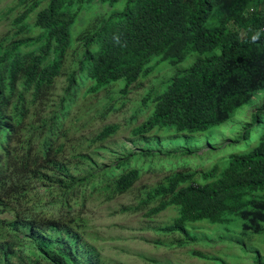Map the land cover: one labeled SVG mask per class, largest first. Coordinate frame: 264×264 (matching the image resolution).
<instances>
[{"label":"trees","instance_id":"1","mask_svg":"<svg viewBox=\"0 0 264 264\" xmlns=\"http://www.w3.org/2000/svg\"><path fill=\"white\" fill-rule=\"evenodd\" d=\"M118 1L48 0L34 17L37 36L26 23L38 8L34 3L15 18V31L0 37V264H105L78 210L94 194L108 201L133 188L139 170H122L129 158L161 153L163 141L146 135L206 132L264 90V0H124L120 11L97 19L80 39L82 81L70 73L56 93L78 14L73 6ZM191 53L198 57L153 93L152 113L132 130L150 148L97 169L96 144L118 128L107 125L82 138L67 126L85 80L92 82L88 93L120 80L125 92L150 74L153 59L175 67ZM195 175L174 173L145 192L143 204L158 198L148 216L171 206L178 210L159 231L194 241L186 224L237 221L241 237L228 240L251 249L242 238L264 234V196H257L264 192V134L249 151L230 155L225 168L201 173L205 183ZM254 250L256 262L264 264Z\"/></svg>","mask_w":264,"mask_h":264},{"label":"rangeland","instance_id":"2","mask_svg":"<svg viewBox=\"0 0 264 264\" xmlns=\"http://www.w3.org/2000/svg\"><path fill=\"white\" fill-rule=\"evenodd\" d=\"M34 3L38 4V8L30 14L26 23L32 35H39L41 31L33 27L34 17L46 7L48 0H0V37L14 32L12 23L15 18ZM123 5L124 0L111 6L100 2L73 6L78 14L70 30L71 44L64 58L63 75L56 82V93L61 94L65 89L66 77L70 73H75L77 80L82 81V73L77 70L83 50L82 36L95 27L97 19L107 18L120 11ZM196 57V53H191L175 67L167 62L157 63L155 58L150 64V74L140 77L125 92H122L124 83L120 80L95 93H88L92 82L85 80L78 92L77 102L71 108L67 126L82 138L98 134L107 125L118 128L104 143L96 144L97 169H110L131 151L150 148H144L140 137L134 136L132 130L152 113L153 93L160 91L175 71L189 67ZM76 117L79 122L73 120ZM245 131L248 134L243 139ZM263 134L264 90H261L248 104L239 108L230 121L206 132L176 134L174 129H163L146 135V139L159 137L163 141L161 153L129 158L122 170H139V179L133 188L108 201L94 194L85 207L78 210L86 224L87 238L98 249L105 264H259L254 249L264 257V234L243 237L242 240L251 246L248 249L233 243L234 240H228L231 235L241 237L239 222L218 225L201 221L192 226L186 224L189 234L195 239L185 240L181 233L159 231L177 216L176 207L171 206L157 215L148 216L150 210L158 205V198L148 204H143V201L147 198V190L163 184L166 177L177 172H195L193 179L197 183H205L201 173L213 166L218 170L225 168L230 155L249 151L258 144ZM189 135H192L191 139H185ZM113 172L117 174L118 171L114 169ZM257 196H264V192L257 193ZM194 252L207 258L199 259L193 255Z\"/></svg>","mask_w":264,"mask_h":264},{"label":"clouds","instance_id":"3","mask_svg":"<svg viewBox=\"0 0 264 264\" xmlns=\"http://www.w3.org/2000/svg\"><path fill=\"white\" fill-rule=\"evenodd\" d=\"M71 38V37H70Z\"/></svg>","mask_w":264,"mask_h":264}]
</instances>
